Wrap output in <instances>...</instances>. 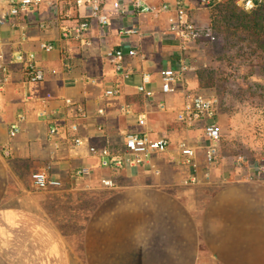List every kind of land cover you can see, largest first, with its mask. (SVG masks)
<instances>
[{"label":"crops","instance_id":"1","mask_svg":"<svg viewBox=\"0 0 264 264\" xmlns=\"http://www.w3.org/2000/svg\"><path fill=\"white\" fill-rule=\"evenodd\" d=\"M136 1L104 0L110 22L93 21L86 45L65 33L90 14L89 5L43 0L14 18L0 0L7 17L0 24V83L7 78L0 87V264H264V182L219 164L218 156L208 162L205 122L179 120L187 96L202 89L196 41H182L170 21L175 11L140 13ZM146 1L160 8L176 0ZM188 3L190 20L209 28L211 9ZM115 48L140 54H127L118 70V59L107 56ZM19 52L36 53L45 81H26ZM182 63L188 70L176 92L164 93L163 71ZM146 73L151 96L139 91ZM113 88L119 95H107ZM21 114L22 130L11 137ZM74 123L79 146L71 142ZM53 126L60 130L50 138ZM131 132L166 137L170 148L142 165L103 167L91 147L118 153ZM182 143L197 150L196 165L185 161ZM81 168L89 174L77 176ZM40 170L61 185L38 189L32 175ZM80 220L81 255L64 229Z\"/></svg>","mask_w":264,"mask_h":264},{"label":"built area","instance_id":"2","mask_svg":"<svg viewBox=\"0 0 264 264\" xmlns=\"http://www.w3.org/2000/svg\"><path fill=\"white\" fill-rule=\"evenodd\" d=\"M43 0H8L10 6V16L18 17L22 14H28L34 7L39 6ZM202 3L212 9L222 0H201ZM79 5H89L90 14L81 21L73 31H67L66 37L75 36L86 45H91L92 41L86 35L91 32L93 21L100 20L103 25L110 22V17L104 12V0H77ZM136 11L140 13H162L168 11H175V15L170 18L172 25L179 32L184 43L196 41L203 37V35L210 31L205 29L189 18V3L188 0H176L174 4L166 3L160 8H154L147 3L146 0H137L134 4ZM254 6V0L247 1V7ZM7 17L3 15L0 10V24H4ZM136 29L125 30L124 33H137ZM42 48L46 51H52L55 48L53 43H42ZM138 56L140 53L136 49L126 51L124 48L109 49L107 56L118 59V70H122L123 61L126 55ZM16 61L23 64L25 67V79L28 82L41 83L46 80V71L37 60L36 53L33 52H19L16 56ZM4 72L7 73L8 68L3 67ZM188 66L182 63L178 68H166L162 73V91L164 93L176 92L180 81L184 78ZM7 78L3 79L0 87L4 85ZM152 80V75L146 73L143 76V84L139 86V91L151 96L153 93L146 88V85ZM120 89L113 88L107 91V95H119ZM160 108H165L164 103L158 105ZM219 101L213 96L205 94H189L187 96V103L183 110L179 113V120L194 125L199 121L205 122L206 137L209 140L207 146V160L210 163L215 162L218 155L219 146L222 138L221 126L218 121ZM44 114V113H43ZM46 114V113H45ZM26 116L21 114L17 121L11 125L10 136L15 137L22 130V122L25 121ZM70 131L73 133L71 142L79 146L83 143V138L79 135V125L74 123L70 126ZM58 126H53L50 130V138H54L59 132ZM170 140L166 137L153 138L148 133L131 132L126 136L125 148L116 153L110 147L96 148L91 147L93 154L98 155L103 167L111 169H121L127 165H142L149 162L152 156L156 153L165 152L170 148ZM181 152L185 157V161L189 164L196 165L197 150L182 143ZM88 168H81L75 171L77 176L89 174ZM33 182L38 189H48L50 187H58L61 181L51 177L48 170H40L32 175Z\"/></svg>","mask_w":264,"mask_h":264},{"label":"rangeland","instance_id":"3","mask_svg":"<svg viewBox=\"0 0 264 264\" xmlns=\"http://www.w3.org/2000/svg\"><path fill=\"white\" fill-rule=\"evenodd\" d=\"M235 1L246 12L258 7L256 0L253 7H247L248 0ZM194 47L202 89L192 94L211 95L219 101V164L264 182V50L258 45L249 47L234 35L211 31L196 40ZM225 179L200 188L198 196L206 198ZM64 229L81 255V220Z\"/></svg>","mask_w":264,"mask_h":264},{"label":"trees","instance_id":"4","mask_svg":"<svg viewBox=\"0 0 264 264\" xmlns=\"http://www.w3.org/2000/svg\"><path fill=\"white\" fill-rule=\"evenodd\" d=\"M257 8L242 10L235 0H222L212 8L209 29L221 36L234 35L243 44L258 45L264 50V0H256Z\"/></svg>","mask_w":264,"mask_h":264}]
</instances>
